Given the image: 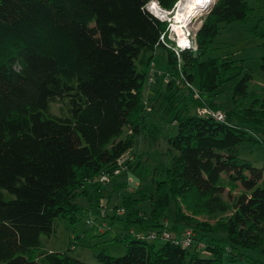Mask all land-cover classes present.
I'll use <instances>...</instances> for the list:
<instances>
[{
	"label": "trees",
	"instance_id": "trees-1",
	"mask_svg": "<svg viewBox=\"0 0 264 264\" xmlns=\"http://www.w3.org/2000/svg\"><path fill=\"white\" fill-rule=\"evenodd\" d=\"M155 2L170 12L179 0H0V264H85L48 250L43 238L56 219L103 215L106 200L131 187L143 159L138 137L159 136L148 122L159 108L177 127L166 140L178 156L153 178V194L132 188L113 206L114 220L141 231L119 234L126 254L100 253L97 264H246L245 252L264 246V167L235 154L243 142L264 144V104L249 95L246 75L235 88L238 110H222L212 98L233 62L205 59L222 27L253 9L217 0L191 47L178 49L170 23L148 10ZM159 48L166 57L156 61ZM156 62L166 71L146 98ZM187 232L190 245L178 243Z\"/></svg>",
	"mask_w": 264,
	"mask_h": 264
},
{
	"label": "rangeland",
	"instance_id": "rangeland-1",
	"mask_svg": "<svg viewBox=\"0 0 264 264\" xmlns=\"http://www.w3.org/2000/svg\"><path fill=\"white\" fill-rule=\"evenodd\" d=\"M180 1L181 0L176 4L174 10L170 12L164 10L161 14L154 12L155 3L152 4L150 10L155 16H161L160 18H163L164 21L170 18V20L176 21V23L179 24L181 22H177L175 14L186 5L189 0ZM215 1L217 0H209L205 8L200 9V13L194 14L189 17L187 21L183 22L186 23V25L183 26L186 32L184 36L188 37L189 34L190 37L188 38H190V41L195 39L201 26V20L206 16L205 13L208 12V8ZM248 2L253 9L251 16L244 22L224 25L220 34L215 39L213 45L214 51L205 57V59L219 58L221 60L226 59L233 62L232 68L227 70L225 76H223L227 78V81L212 98V100L219 104L222 110L227 112H235L238 110V106L234 101L235 88L246 75H251L252 77L249 82V95L252 96V94H255L264 104V72L261 69L262 59L264 57V0H248ZM258 21H261L259 27L261 31L256 29L258 28ZM177 36L179 37L174 30L170 34V39L174 41L177 48L180 49L177 44L180 39ZM165 57L164 51L160 48L157 49L156 61H161ZM165 71L166 64H163V62H156L155 69L152 71L153 81H147L145 87L146 98L150 94L149 85L158 86ZM251 99L252 97H250L248 101ZM52 108L56 113L58 106L54 104ZM158 110V112L149 113L148 122L157 125L160 130L159 136L155 140L145 135L138 137L135 151L143 154V159L141 160L142 164L129 173L128 181L131 187L115 193L110 199H107L106 202L108 204L109 201L111 208L107 211L102 209V213L105 212L103 215L101 214L102 216H99L98 213L91 210L87 213L84 211V213L77 214L74 221L70 219H56V228L52 237L43 238L48 250L56 252L69 251L72 256L79 258L85 264H97V255L100 253H105L113 257H122L126 254L125 243L123 241H118L117 236L121 233L128 234L129 231L140 232L141 228L136 224L127 223V221H125L126 217L122 220H114L112 218L114 215L112 211L113 206L121 203L123 197L129 195L132 188L139 187L148 192V194H153L155 192L153 178L156 180L163 179L166 171L172 167L175 158L178 156V152L172 149L166 140V137L170 134L173 136L176 134L177 127L171 124L169 115H158L161 109L159 108ZM234 120H238L237 116H234ZM261 138L264 141V138ZM235 154L241 160L250 162L255 167H264V144L262 143H252L250 141L243 142L236 148ZM110 188L111 187H109V189ZM230 188L228 187L223 195L225 199L229 198ZM239 190L240 187L236 192L234 191L233 194H236ZM80 204L90 209V204L87 200H80ZM140 209L149 213L151 211V203L145 201L140 206ZM198 219L201 221L207 220L206 217L202 216ZM88 221L91 222V225L88 224ZM211 221L212 220H210V222ZM149 241L159 245L164 243L165 239L152 240L149 238ZM245 254L249 259H253V261L250 260L246 264H264V246L247 250Z\"/></svg>",
	"mask_w": 264,
	"mask_h": 264
},
{
	"label": "bare ground",
	"instance_id": "bare-ground-1",
	"mask_svg": "<svg viewBox=\"0 0 264 264\" xmlns=\"http://www.w3.org/2000/svg\"><path fill=\"white\" fill-rule=\"evenodd\" d=\"M182 1V0H181ZM180 1V2H181ZM209 0H189L186 5H184L176 14V20L177 22H181L179 24L176 23L173 26L175 32L179 35V43L184 46L186 40L184 38L185 28L183 26L186 25V23H183L184 21H187V19L191 16H193L196 13H200V9H204L207 5V2ZM180 4V3H179ZM154 12L157 11L160 14L162 11L158 7L157 3L154 4ZM151 8V7H150ZM158 15V14H157ZM187 27V26H186Z\"/></svg>",
	"mask_w": 264,
	"mask_h": 264
},
{
	"label": "built area",
	"instance_id": "built-area-1",
	"mask_svg": "<svg viewBox=\"0 0 264 264\" xmlns=\"http://www.w3.org/2000/svg\"><path fill=\"white\" fill-rule=\"evenodd\" d=\"M162 11V10H161ZM163 12V11H162ZM167 14V13H166ZM161 17V16H160ZM160 17H158L159 19H161ZM163 19V18H162ZM161 19V20H162ZM169 20V21H168ZM162 21H164V19L162 20ZM166 21V20H165ZM167 21L170 23V30H171V32L172 31H174V28H173V26H174V21H172V20H170V18H168L167 19ZM173 22V23H172ZM178 37V36H177ZM188 37H190L189 36V34H188ZM188 37H186V36H184V38H185V40H186V42H185V44H184V46H182L181 44L179 45V43L177 42V44H178V46L180 47V49H186V48H190L191 46L190 45H192V42L194 41V39L192 40V41H190V38H188ZM179 38V37H178ZM177 54H178V51H177ZM200 113L201 114H210V115H212L216 120H218V121H224L225 120V115L222 113V112H212V111H210V110H207V109H203V110H200ZM122 162H123V160H121L119 163L120 164H122ZM116 174L117 173H119V171H116L115 172ZM101 181L102 182H108L109 181V179L106 177V176H103L102 178H101ZM88 223H90V222H88ZM192 233L191 232H187V237L186 238H184V241H178V243H184V245L185 246H189L190 245V243H191V238H192ZM167 238H171V236L170 235H167Z\"/></svg>",
	"mask_w": 264,
	"mask_h": 264
},
{
	"label": "water",
	"instance_id": "water-1",
	"mask_svg": "<svg viewBox=\"0 0 264 264\" xmlns=\"http://www.w3.org/2000/svg\"><path fill=\"white\" fill-rule=\"evenodd\" d=\"M216 2H217V1H215V2H214V3L208 8V10H207L208 12L205 13L206 15L210 13L211 9H212L213 6L216 4ZM156 3H157V2H156ZM151 6H152V4L149 5V8H150ZM202 25H203V20H201V26H200V29H201ZM200 29H199V30H200ZM199 30H198V31H199Z\"/></svg>",
	"mask_w": 264,
	"mask_h": 264
},
{
	"label": "clouds",
	"instance_id": "clouds-1",
	"mask_svg": "<svg viewBox=\"0 0 264 264\" xmlns=\"http://www.w3.org/2000/svg\"><path fill=\"white\" fill-rule=\"evenodd\" d=\"M161 9V8H160ZM151 13H153L151 10H150V8L148 9ZM162 10V9H161ZM163 11V10H162ZM154 14V13H153Z\"/></svg>",
	"mask_w": 264,
	"mask_h": 264
}]
</instances>
